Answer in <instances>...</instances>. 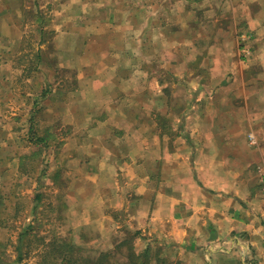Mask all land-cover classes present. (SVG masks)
<instances>
[{
	"label": "crops",
	"instance_id": "crops-1",
	"mask_svg": "<svg viewBox=\"0 0 264 264\" xmlns=\"http://www.w3.org/2000/svg\"><path fill=\"white\" fill-rule=\"evenodd\" d=\"M53 5V30L74 39L73 53L60 57L74 63L42 65L44 91L28 88L31 104L42 105L28 119L30 140L62 136L60 150L74 164L88 161L83 167L110 177L104 208L122 211L158 245L206 241V259L190 264H244L246 254L264 264V0ZM8 10L0 0V57L19 31ZM6 79L0 63L1 105ZM1 142L0 153L10 154L0 155V177L25 154ZM130 165L138 170L133 194L119 182Z\"/></svg>",
	"mask_w": 264,
	"mask_h": 264
},
{
	"label": "rangeland",
	"instance_id": "rangeland-1",
	"mask_svg": "<svg viewBox=\"0 0 264 264\" xmlns=\"http://www.w3.org/2000/svg\"><path fill=\"white\" fill-rule=\"evenodd\" d=\"M4 1L9 5V18L11 12L16 13L13 21L17 18L19 31L0 57L10 81L6 104H0V112H4L0 115V140L10 141L25 154L19 157L17 168L10 164L0 177V264H105L104 254L109 253L112 262L126 264V248L122 246L126 240L143 264H190L206 259V241L200 246L191 242L187 247L164 241L161 246L158 237L131 228L132 221L129 223L122 211L118 214L104 208L112 189L110 177L102 169L95 170L98 176H93V169L83 167L88 161L82 166L74 164L68 150H60L62 136L57 135L56 140L48 136L43 145L30 140L28 119L33 120L42 105L39 99L31 104L26 96L28 88L44 91L42 65H58L65 59L74 63L73 57H60V51L73 53L74 39L53 30L58 19L53 0H19L18 13L14 3L11 6L10 0ZM48 86L47 91L52 89L51 83ZM16 116L25 117L24 122ZM34 132L37 135L38 131ZM9 154L0 153L5 158ZM131 154V160H136V154ZM137 171L130 165L122 170L120 179L118 176L125 192L138 190ZM118 203L110 201L112 206ZM251 260L246 254L242 262Z\"/></svg>",
	"mask_w": 264,
	"mask_h": 264
},
{
	"label": "trees",
	"instance_id": "trees-1",
	"mask_svg": "<svg viewBox=\"0 0 264 264\" xmlns=\"http://www.w3.org/2000/svg\"><path fill=\"white\" fill-rule=\"evenodd\" d=\"M40 141H41V137H35V142L36 143H39ZM128 242L129 241H127V240L122 242V246L126 248V252L124 254V259L126 260V264H141V263L143 264V261H140L139 255L137 253H135V251L133 250L131 244H129ZM110 256H111L110 253L109 254H104V257H107L105 259V261H104L105 264H123V263H120V262H112L110 260ZM135 259H137V260H135ZM136 261L138 263H136ZM93 264H101V262H97L96 261Z\"/></svg>",
	"mask_w": 264,
	"mask_h": 264
},
{
	"label": "built area",
	"instance_id": "built-area-1",
	"mask_svg": "<svg viewBox=\"0 0 264 264\" xmlns=\"http://www.w3.org/2000/svg\"><path fill=\"white\" fill-rule=\"evenodd\" d=\"M249 139H250V141H251L252 143H255V137H254L253 135H250V136H249Z\"/></svg>",
	"mask_w": 264,
	"mask_h": 264
}]
</instances>
